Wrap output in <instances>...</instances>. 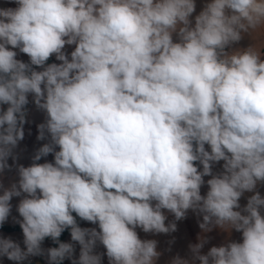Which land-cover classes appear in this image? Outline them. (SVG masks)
<instances>
[{
  "label": "clouds",
  "instance_id": "1",
  "mask_svg": "<svg viewBox=\"0 0 264 264\" xmlns=\"http://www.w3.org/2000/svg\"><path fill=\"white\" fill-rule=\"evenodd\" d=\"M14 2L0 8V174L17 159L30 94L46 113L37 139L49 142L29 166L15 164L16 182L0 183V226L22 197L13 219L24 245L0 236V257L157 264L158 241L137 229L170 234L191 210L204 233L235 230L242 241L202 254L201 236L170 264H264V0H209L194 25L195 0ZM245 34L256 43L226 51ZM53 55L60 63H47ZM46 238L58 247L43 249Z\"/></svg>",
  "mask_w": 264,
  "mask_h": 264
},
{
  "label": "crops",
  "instance_id": "2",
  "mask_svg": "<svg viewBox=\"0 0 264 264\" xmlns=\"http://www.w3.org/2000/svg\"><path fill=\"white\" fill-rule=\"evenodd\" d=\"M209 2V0H195L196 3V9L190 19L193 22L195 21V16L200 13V11L203 9L205 3ZM17 5L15 4L14 0H0V8H15ZM262 40H264V37H261ZM174 42H178V37L174 34L173 35ZM256 43L252 39V37L248 34H245L241 41H239L237 44L232 45L230 48L226 49L228 52H233L237 49H246L249 46ZM75 48V45H66L64 51L68 54L71 53ZM17 51V59L22 60L24 62H29V57L26 54L20 53L18 49H15ZM47 62H57L60 63V61L56 60L55 55L50 57V59ZM31 107L29 110V113L27 115V122L23 125L24 130V138L23 140L19 141L18 146L16 149H14V155L17 157L15 164H20L24 166H29L32 163V157L34 156L35 152L43 146V144L48 143L49 140L46 138L45 140H38V128L37 126L41 123H43L46 119V113L42 110H39L36 108L34 103L32 102V96L30 97ZM207 148V145H206ZM57 150H59L57 148ZM53 162L54 157L52 154H49L47 157H43L38 163H44V162ZM8 163L10 165H13L11 170H5L4 173L0 174V183H2L5 187L10 186L11 183L16 182L18 180V174L17 170L14 164L13 159L10 157L8 160ZM222 165L223 161L215 164L213 166V172L218 173L222 171ZM202 170V166H200ZM210 176H205V184L201 188V194L205 195L208 186L206 181L210 179ZM262 196H264V184H261L258 186L257 189ZM0 194H2V191H0ZM254 193H245L243 197L240 199V204L243 207L247 203L248 196L252 195ZM22 197H13L11 204H12V211L9 216V219L0 226V236L4 237H11L13 240L19 242L21 244V247L23 248V234L22 230L18 223H16L13 219L15 217L16 219H21L19 217V214L17 212V205L19 203V200ZM165 214L167 215L168 219L166 220V223L174 221V216L171 213H168L165 210ZM203 217L201 214L194 213L193 211L189 210L186 214V218L182 219L180 221H175L177 225V230L175 232H172L170 234H151V233H144L142 230L137 229L138 235L141 239H155L158 241L157 250L160 251L162 254L157 260V264H170L173 257L179 255L182 258H190L191 253L189 249L190 244H196L199 242V237L204 236L207 238L208 242L204 245V247L201 249L202 254H206L207 251L213 247V246H221L222 244H225L229 241H242V234L240 232H237L235 230H232L230 233L223 231L219 228H213L211 232L204 233L202 229L199 227V224L202 222ZM81 227H97V225H93L89 222L82 221L80 224ZM67 242L71 241V236L68 237ZM74 243V242H72ZM75 246V258L79 257L80 252V246L78 243H74ZM51 243L47 240V238L42 243L43 249L51 248ZM98 253H105L106 250L103 248L102 245H97V248L95 249ZM31 260H34L33 264H48L47 255L46 253L44 255L39 256H31L27 260L23 261L22 264H29ZM0 264H16V262L8 260L6 257H0ZM66 264H72V261L67 259ZM102 264H108V258L106 255L102 258ZM196 264H199L197 261Z\"/></svg>",
  "mask_w": 264,
  "mask_h": 264
},
{
  "label": "trees",
  "instance_id": "3",
  "mask_svg": "<svg viewBox=\"0 0 264 264\" xmlns=\"http://www.w3.org/2000/svg\"><path fill=\"white\" fill-rule=\"evenodd\" d=\"M74 215H75V214H74ZM77 221H78V224H79V225L82 223V220H80L79 217H77ZM69 236H70V230H65V231L62 233V235H61V237H60L59 239H60L61 242H67V239H68ZM47 240L51 243V246H52V247H58V245L55 244L50 238H47ZM66 260H67V259H65V260L63 261V264H66Z\"/></svg>",
  "mask_w": 264,
  "mask_h": 264
},
{
  "label": "built area",
  "instance_id": "4",
  "mask_svg": "<svg viewBox=\"0 0 264 264\" xmlns=\"http://www.w3.org/2000/svg\"><path fill=\"white\" fill-rule=\"evenodd\" d=\"M47 63L50 64V63H57V62H47ZM34 67H36V66H34ZM36 70H42V69H40V68L37 67ZM30 97H31V94L29 95V104L26 106L27 107V110H28V113H29V110H30V107H31ZM0 108L6 109L7 108V105H0ZM33 263H34V260H31L29 262V264H33Z\"/></svg>",
  "mask_w": 264,
  "mask_h": 264
}]
</instances>
